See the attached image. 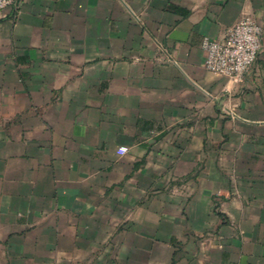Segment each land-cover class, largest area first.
<instances>
[{"label":"crops","instance_id":"0c3cea01","mask_svg":"<svg viewBox=\"0 0 264 264\" xmlns=\"http://www.w3.org/2000/svg\"><path fill=\"white\" fill-rule=\"evenodd\" d=\"M245 17L264 0L0 12V264H264V35L240 82L202 48Z\"/></svg>","mask_w":264,"mask_h":264},{"label":"built area","instance_id":"2783aa9c","mask_svg":"<svg viewBox=\"0 0 264 264\" xmlns=\"http://www.w3.org/2000/svg\"><path fill=\"white\" fill-rule=\"evenodd\" d=\"M22 0H0V12L19 10ZM263 28L251 17L242 18L220 40L206 37L203 50L205 66L210 72L242 81L263 49ZM126 152L127 148H121Z\"/></svg>","mask_w":264,"mask_h":264}]
</instances>
